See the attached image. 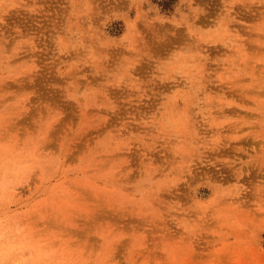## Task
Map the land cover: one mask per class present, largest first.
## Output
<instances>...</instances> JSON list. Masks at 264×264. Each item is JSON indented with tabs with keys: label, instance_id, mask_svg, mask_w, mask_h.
Wrapping results in <instances>:
<instances>
[{
	"label": "rangeland",
	"instance_id": "1",
	"mask_svg": "<svg viewBox=\"0 0 264 264\" xmlns=\"http://www.w3.org/2000/svg\"><path fill=\"white\" fill-rule=\"evenodd\" d=\"M0 264H264V0H0Z\"/></svg>",
	"mask_w": 264,
	"mask_h": 264
},
{
	"label": "bare ground",
	"instance_id": "2",
	"mask_svg": "<svg viewBox=\"0 0 264 264\" xmlns=\"http://www.w3.org/2000/svg\"><path fill=\"white\" fill-rule=\"evenodd\" d=\"M4 190H5V189H4ZM12 190H13V189H11V191H12ZM11 191H9L11 196L13 195L14 192H17L16 189H15V191H14L13 193H12ZM2 193H3V192H2ZM20 193H21V192H20ZM16 195H17V193H14L13 196L15 197ZM10 218H11V217H10ZM12 218H13V217H12ZM8 219H9V217H8L7 219H5V220H6L7 224H8L9 229H10L12 226L9 225V224H10V222L13 223V219H14V218H13V219H9V220H8ZM7 220L10 221V222L8 223ZM14 221H15V220H14ZM16 221H17V220H16ZM16 221L13 223L14 225L12 224L13 226H16V225H15V224H16ZM4 222H5V221H4ZM4 222H3V224L6 223V222H5V223H4ZM1 224H2V223H1ZM3 224H2V225H3ZM5 225H6V224H5ZM10 226H11V227H10ZM3 227H4V231H5V230H6L5 228L7 227V225H6V226L3 225ZM18 227H19V226H16V228H15V227H13V228H15V230H16ZM11 229H12V228H11ZM12 230H13V229H12ZM17 230H19V228H18ZM17 230H16V232H17ZM9 231H11V230H9ZM6 232L9 233L8 231H6ZM6 232H5V233H6ZM11 232L13 233V236H14V230L11 231ZM11 232H10V233H11ZM7 233H6V234H7ZM10 233H9L8 235H9L10 237H13V236H12V233H11V234H10ZM18 233H19V232H18ZM8 235H7V236H8ZM15 235H17V233H15ZM9 236H8V237H9Z\"/></svg>",
	"mask_w": 264,
	"mask_h": 264
}]
</instances>
